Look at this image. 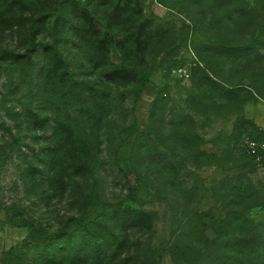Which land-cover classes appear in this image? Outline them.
<instances>
[{
  "label": "rangeland",
  "instance_id": "1",
  "mask_svg": "<svg viewBox=\"0 0 264 264\" xmlns=\"http://www.w3.org/2000/svg\"><path fill=\"white\" fill-rule=\"evenodd\" d=\"M21 1L26 19L0 29V264H59L44 252L59 235L81 264H264V153L249 154L264 0H133L139 42L109 0ZM84 11L112 40L106 61L80 37ZM55 44L73 83L48 71ZM113 208L151 220L95 242L85 229Z\"/></svg>",
  "mask_w": 264,
  "mask_h": 264
},
{
  "label": "trees",
  "instance_id": "2",
  "mask_svg": "<svg viewBox=\"0 0 264 264\" xmlns=\"http://www.w3.org/2000/svg\"><path fill=\"white\" fill-rule=\"evenodd\" d=\"M12 5H18V7L14 8L10 13L0 11V29L13 23L21 24L23 20L26 19L24 15L26 4L21 0H15ZM109 5L116 19L120 20L122 25L128 24L130 26V35H128L130 40L133 38L136 42H139L138 40L145 38L144 35L149 34L148 26L146 25L147 22L142 23L140 20L142 6L138 1L109 0ZM86 13V11L83 13L85 26L78 27L81 32L80 37L90 45L92 52L98 58L106 61L112 40H110L108 36H102L101 31H99L93 23V19ZM46 20L47 17L44 16L42 23L44 24ZM45 53L49 63V73L60 84L73 83L70 73L65 68L58 45L46 46ZM115 72L118 74L119 72L125 73L126 71L118 68L114 73ZM118 78L123 77H117V75H115L111 80H117ZM80 105L83 110H86V113H89V110L92 111L89 101L84 100L80 102ZM41 121L43 124L44 120L41 119ZM58 127L68 140L74 138L73 130L67 123L59 122ZM81 148L84 151V147ZM49 153L54 154L56 151L49 150L47 154ZM150 220L151 216L145 211L113 208L110 219L99 221L95 226H90L85 229V232L92 237L95 242H99L101 240L110 239V237L115 238L120 236L118 232L119 229L137 227L143 222H148ZM44 252L53 262L61 260L59 264H81L83 262V257L87 255V250L77 247L71 235H59L54 238L47 237L45 240Z\"/></svg>",
  "mask_w": 264,
  "mask_h": 264
},
{
  "label": "built area",
  "instance_id": "3",
  "mask_svg": "<svg viewBox=\"0 0 264 264\" xmlns=\"http://www.w3.org/2000/svg\"><path fill=\"white\" fill-rule=\"evenodd\" d=\"M182 73L186 74V69H178V74L180 76H183ZM260 153H264V141L260 142V143H250L249 144V154L252 157H256L259 156Z\"/></svg>",
  "mask_w": 264,
  "mask_h": 264
}]
</instances>
